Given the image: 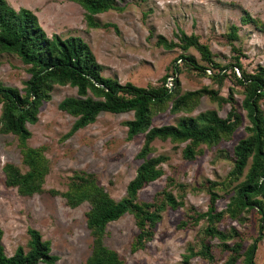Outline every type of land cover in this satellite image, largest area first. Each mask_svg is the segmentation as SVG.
<instances>
[{"label":"rangeland","instance_id":"1","mask_svg":"<svg viewBox=\"0 0 264 264\" xmlns=\"http://www.w3.org/2000/svg\"><path fill=\"white\" fill-rule=\"evenodd\" d=\"M6 2L15 10L26 8L32 11L48 37L54 34L63 39L81 37L102 67V75L116 78L122 84L131 82L146 88L159 86L174 61L184 65L179 59L182 54L207 67L209 64L202 60L195 48L169 50L158 45L159 36L178 43L177 35L181 30L187 35H197L201 43L210 47L213 60L221 66L234 65L239 55L248 73L264 67V31L254 24L244 25L242 22L246 13L264 22V0H114L116 7L124 10L114 9L94 15L99 24L96 28L88 24L86 11L74 0ZM233 25L239 29L236 47L240 51L237 52L232 50L226 37ZM29 67L15 54L1 53L0 83L23 92L25 82L31 77ZM211 71L218 74V70L211 68ZM179 79L182 94L205 86L219 90L216 81L188 70H184ZM232 85V79L228 78L219 90L220 95L228 97ZM77 91L71 85L54 84L51 100L40 107L38 121L28 124L32 134L28 146L44 148L50 163L42 193L23 196L17 188L7 185L6 164L15 165L22 173L27 172L28 167L23 163L18 138L3 133L0 123V228L4 232L3 244L8 256L20 246L28 251V230L35 229L42 234L43 240L51 242V253L59 258L55 264H86L94 240L87 219L92 205L84 202L72 207L64 194L75 186L95 182L119 202L127 196L128 185L137 175L142 163L138 153L146 134L128 139L125 122L134 118L133 113H102L93 124L79 130L70 139L62 140L76 119L62 111L59 104L67 97H78ZM241 91V87L235 86L233 106L242 114L243 123L231 141L213 147L202 145L203 153L193 160L184 157L187 143L177 144L169 139L153 142L154 152L150 156L165 157L161 163L165 174L143 188L138 201L150 202L165 188L178 196L179 186H169L173 179L175 183L187 185L184 198H181L184 205L177 209L167 207L155 228L154 238L137 251L132 250V243L140 230L132 214L127 213L107 225L104 243L117 251L126 264L227 263L230 252L221 241L205 239L207 221L194 224L192 218L196 213L208 210L211 182L227 179L234 167V148L241 139L248 137L245 128L249 122L242 109L244 95ZM262 108L264 110V101ZM232 109L231 104L220 106L205 95L192 113L173 114L168 110L155 115L152 126L176 125L181 117H197L207 110H217L221 118H226ZM1 113L0 105V117ZM219 195L217 211H225L234 192L222 190ZM242 218L243 222H237L226 215L217 225L233 236L228 244L238 238L243 243L242 252H245L260 235V215L252 209L245 211ZM187 220L192 223L184 225ZM203 241L212 245L214 261L200 256L187 261L189 248L193 247L197 252ZM243 258L236 264H243ZM255 262L264 264V232L260 235Z\"/></svg>","mask_w":264,"mask_h":264},{"label":"trees","instance_id":"2","mask_svg":"<svg viewBox=\"0 0 264 264\" xmlns=\"http://www.w3.org/2000/svg\"><path fill=\"white\" fill-rule=\"evenodd\" d=\"M86 11V18L91 27H98L94 15L116 7L114 0H74ZM244 25L254 24L264 31V22L245 14ZM112 25H107V27ZM113 27L117 28L115 25ZM238 26L233 25L227 34L232 50L237 52L239 41ZM179 42L169 41L159 36L158 45L165 49L182 48L187 51L195 48L203 61L209 65H200L195 58L180 55L183 64L174 61L167 74L161 79V85L142 87L131 82L122 84L116 78L102 75V67L97 63L90 46L81 37L61 38L54 34L48 37L40 26L37 16L26 8L15 10L6 0H0V54L17 55L25 65L30 66L31 77L25 82L22 92L18 88L4 86L0 83V117L1 130L5 134H13L18 138L23 154V163L28 171L22 173L15 165L6 164L4 172L6 183L15 187L23 196H31L44 191L43 185L50 171V163L44 154V148L28 146L32 134L28 124L38 121L40 107L51 100L54 84L71 85L77 88L78 97H67L59 108L73 116L71 130L64 135L63 141L70 139L79 130L93 124L102 113L125 114L133 113L134 118L125 122L128 128V139L132 140L140 134H146L144 145L138 153L142 160L136 177L130 182L127 196L116 202L95 182L70 188L64 194L69 205L77 207L89 202L92 209L87 215L88 227L94 238L92 254L86 264H126L117 251L104 243L106 227L118 221L127 213L134 216L140 233L132 243V250L137 251L154 238L155 228L162 220L167 207L177 209L184 205L186 184L169 181V186L177 184L179 195L165 188L150 202H139V192L150 183L160 179L164 174L161 163L164 156L151 157L154 152L153 142L156 139L170 140L173 143H187L184 149L185 159L193 160L203 153V146L213 147L223 141H231L235 131L241 127L243 116L233 104L235 86L243 89L242 109L246 112L248 125L245 128L248 137L241 139L234 148V167L227 179L222 182H211L210 205L203 213H196L192 218L194 224L206 220L205 239H219L222 246L230 252L226 264H236L242 257L243 264H256L255 255L260 235L264 232V67H258L254 73H248L239 55L236 63L221 66L213 60V53L207 44L201 43L197 35H187L180 31ZM211 68L218 70L212 74ZM232 69L228 73V71ZM194 72L200 77H207L219 84V90L225 86L228 78L232 79L228 97L220 95L219 90L205 86L194 91L181 93L179 75L184 71ZM238 71V72H237ZM222 106L231 104L233 109L226 118H221L217 110H207L197 117H181L176 125L153 127L155 115L170 110L173 114L180 112L192 113L200 104L203 96ZM234 192L225 211H217L216 203L219 192ZM256 209L260 215V235L254 243L242 252L243 243L238 238L232 244L228 240L233 236L217 225L224 216L231 220L243 222L245 211ZM187 220L184 225L191 224ZM28 251L18 247L12 256H8L3 244L4 232L0 228V264H55L59 259L51 253V242L43 240L42 234L29 229ZM238 236V235H237ZM236 236V237H237ZM203 241L199 251L189 248L186 260L200 256L214 261L212 245Z\"/></svg>","mask_w":264,"mask_h":264}]
</instances>
